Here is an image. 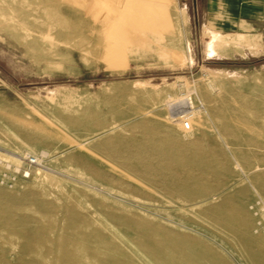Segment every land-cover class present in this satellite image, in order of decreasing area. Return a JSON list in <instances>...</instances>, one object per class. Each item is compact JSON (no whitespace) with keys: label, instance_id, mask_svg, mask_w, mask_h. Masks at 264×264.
Segmentation results:
<instances>
[{"label":"rangeland","instance_id":"1","mask_svg":"<svg viewBox=\"0 0 264 264\" xmlns=\"http://www.w3.org/2000/svg\"><path fill=\"white\" fill-rule=\"evenodd\" d=\"M117 2L0 0V264H264V17Z\"/></svg>","mask_w":264,"mask_h":264},{"label":"crops","instance_id":"2","mask_svg":"<svg viewBox=\"0 0 264 264\" xmlns=\"http://www.w3.org/2000/svg\"><path fill=\"white\" fill-rule=\"evenodd\" d=\"M202 3L206 12L212 7L216 12L230 13L234 26L240 25L241 22L246 24L253 19L262 20L264 17V0H202Z\"/></svg>","mask_w":264,"mask_h":264},{"label":"bare ground","instance_id":"3","mask_svg":"<svg viewBox=\"0 0 264 264\" xmlns=\"http://www.w3.org/2000/svg\"><path fill=\"white\" fill-rule=\"evenodd\" d=\"M186 98L185 100H188L189 102H182L181 105L178 107V110L175 109L176 113H180V116L179 117H182V116H185L187 114H189L190 112H186V113H182L184 111H187L189 109H193V108H196V105H195V101H194V98L192 97V95L189 93V94H185ZM183 97L179 98L178 96H168L167 100H166V103H175V102H178L179 100H183L184 99ZM179 105V104H178ZM176 108V107H174ZM15 159V161L19 162L18 159L16 158H13Z\"/></svg>","mask_w":264,"mask_h":264},{"label":"built area","instance_id":"4","mask_svg":"<svg viewBox=\"0 0 264 264\" xmlns=\"http://www.w3.org/2000/svg\"><path fill=\"white\" fill-rule=\"evenodd\" d=\"M184 126H185L186 128H188V123H187V121L184 122ZM27 160H28V163H29V164H36V163H37V158H36L35 156L28 157Z\"/></svg>","mask_w":264,"mask_h":264},{"label":"water","instance_id":"5","mask_svg":"<svg viewBox=\"0 0 264 264\" xmlns=\"http://www.w3.org/2000/svg\"><path fill=\"white\" fill-rule=\"evenodd\" d=\"M122 3V0H118L117 5L120 6Z\"/></svg>","mask_w":264,"mask_h":264}]
</instances>
